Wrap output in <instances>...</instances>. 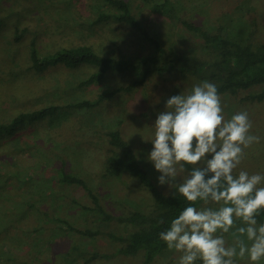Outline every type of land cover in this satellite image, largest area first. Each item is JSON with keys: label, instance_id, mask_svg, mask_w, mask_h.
<instances>
[{"label": "rangeland", "instance_id": "374dc122", "mask_svg": "<svg viewBox=\"0 0 264 264\" xmlns=\"http://www.w3.org/2000/svg\"><path fill=\"white\" fill-rule=\"evenodd\" d=\"M125 1L149 35L168 50L181 52L199 41L180 24L153 12L154 4L168 1L178 7L183 19L204 30L239 42L264 44V0ZM104 5L101 0H0V21L4 22L0 28L1 123L44 106L95 100L105 91L136 81L130 73L109 74L82 87L80 82L96 66L32 69V45L41 58L81 46L132 63L159 54L155 41L120 21L96 23L100 15L112 11ZM198 81L187 74L151 72L134 91L121 92L95 109H67L0 139V264H144V256L119 253L126 246L120 238L126 240L133 233V228L119 219L135 211H150L154 195L130 174H109L107 162L115 148L108 133L120 130L158 190L173 194L174 190L158 184L159 173L147 160L152 144L147 141L151 133L145 127L154 124L169 97L189 90ZM263 89L258 85L237 95L221 94L226 115L247 110L253 133L262 137L264 101L242 99ZM241 167L250 172L264 169V139L247 150ZM63 173L84 179L114 219L106 221L99 216L87 191L62 182ZM76 229L97 235H81ZM95 254L98 258L89 263ZM178 255L167 250L150 264H175ZM102 256L110 257L102 260Z\"/></svg>", "mask_w": 264, "mask_h": 264}, {"label": "clouds", "instance_id": "9594fccd", "mask_svg": "<svg viewBox=\"0 0 264 264\" xmlns=\"http://www.w3.org/2000/svg\"><path fill=\"white\" fill-rule=\"evenodd\" d=\"M145 128L158 184L184 201L158 233L179 254L175 264H264V169L241 167L264 139L249 112L227 116L217 84L203 79L169 97Z\"/></svg>", "mask_w": 264, "mask_h": 264}, {"label": "trees", "instance_id": "16d2710c", "mask_svg": "<svg viewBox=\"0 0 264 264\" xmlns=\"http://www.w3.org/2000/svg\"><path fill=\"white\" fill-rule=\"evenodd\" d=\"M112 9L107 15H100L96 23L101 20L120 21L123 24L137 30L151 41H155L158 55L137 58L135 63L130 60H115L97 54L87 46L66 49L53 56L41 58L37 48L32 45L31 60L32 69L41 72L51 66L63 65L66 68H77L82 65H94L96 70L80 82V86L88 87L100 82L109 74L130 73L136 77V81L128 86H118L112 90L105 91L95 100H80L70 103L54 104L44 106L33 111L22 112L12 118L9 123L0 122V139L13 136L26 124H34L47 118L57 116L60 112L71 109L92 110L99 107L106 100L113 99L117 94L128 91L132 92L141 86L151 72L167 74H187L199 80L208 79L215 82L220 94L237 95L240 91L249 90L258 85L264 86V44L252 42H239L233 38L225 37L220 32H211L183 19L178 7L172 2L154 4V13L165 16L175 23L181 25L182 29L196 36L199 41L190 44L181 52L168 50L160 46L159 42L151 37L143 23L134 15L131 4L125 0H101ZM115 9V11H113ZM102 10V9H101ZM107 12V11H106ZM4 25L0 21V28ZM53 26V25H52ZM241 31L237 36L242 38ZM244 101H264V89L243 98ZM82 125V123H79ZM83 129V127H82ZM81 130V129H80ZM110 143L115 148L107 162V171L111 176H120L124 173L130 174L138 179L154 195L155 204L150 211H135L126 218H120V222H126L133 228V233L128 239L120 238L126 246L119 253L127 256H144V264H150L153 260L167 251L164 242L159 239L158 233L167 227L171 218L183 207L182 198H173V194L167 195L158 190L150 178L149 173L143 168L141 161L131 145L124 140L120 130L108 133ZM62 182L82 187L87 191L95 204V210L106 221H112L114 217L105 212L100 204V199L92 191L89 184L82 178L68 173L62 174ZM165 223H160L161 220ZM62 224L71 226L68 222L61 220ZM81 235H97L96 232L77 230ZM10 254V253H8ZM12 255V254H10ZM108 256H102L104 260ZM110 257V256H109ZM108 257V258H109ZM98 258L95 254L88 261L93 262ZM24 264H30L24 262Z\"/></svg>", "mask_w": 264, "mask_h": 264}]
</instances>
